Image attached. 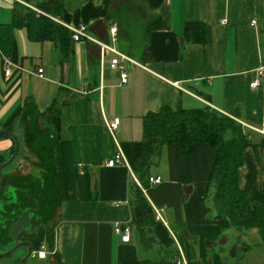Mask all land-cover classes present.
Wrapping results in <instances>:
<instances>
[{
  "label": "crops",
  "instance_id": "1",
  "mask_svg": "<svg viewBox=\"0 0 264 264\" xmlns=\"http://www.w3.org/2000/svg\"><path fill=\"white\" fill-rule=\"evenodd\" d=\"M42 1L47 0H0V24L12 22L16 3L37 8ZM62 1L61 14L48 16L68 28L86 24L91 38L125 52L110 40L111 26L117 27V38L121 31L113 17L99 14L100 0ZM149 1L155 11L166 14L168 27L151 33L149 54L135 58L125 52L146 66L128 65L126 82L121 70L110 66L112 53L103 57L94 39L74 41L73 58L66 60L53 40L32 37L24 24L14 28L10 51L0 49V124L11 121V132L27 152L23 160L36 167L41 159L42 167L47 153L55 168L58 217L53 226L40 225L34 237V251L41 244L48 246L49 264L54 254L61 264H137L148 259L135 228L128 242L115 230L131 219L130 187L137 177L132 168L147 112L163 104L208 105L246 123L241 125L253 143L264 138V76L257 87L251 86L257 77L254 69L264 65V0ZM188 22L205 23V42L184 37ZM61 86L75 96L62 107L61 129L56 132L40 114ZM115 117L120 121L112 132L106 121ZM0 145L6 159L14 140ZM119 150L124 161L108 165ZM216 155L211 144L197 145L184 156L166 144L148 170L151 177L162 179L145 188L165 221L157 227L158 239L170 245L173 233L186 264L225 262L224 254H235L239 242H229L232 248L226 245L230 228L221 231L215 218L209 178ZM20 164V169L0 171V185L27 186L33 170ZM36 180H30L31 188L39 184ZM239 184L251 198L264 202V146L259 155L252 146L245 149ZM26 197L23 206H29Z\"/></svg>",
  "mask_w": 264,
  "mask_h": 264
},
{
  "label": "trees",
  "instance_id": "2",
  "mask_svg": "<svg viewBox=\"0 0 264 264\" xmlns=\"http://www.w3.org/2000/svg\"><path fill=\"white\" fill-rule=\"evenodd\" d=\"M135 2L145 7L147 11L141 32L142 39L147 42L143 52L149 54L150 35L154 30L168 27L167 17L164 12L155 11L149 0H135ZM111 3L112 0H100L98 3L99 14L108 20H112ZM37 8L46 14L38 13L27 5L16 3L12 22L0 24V49L9 52L14 28L27 24L32 37L35 36L40 41L53 40L64 59H72L74 52L72 32L68 27L48 16V14L52 16L61 14L63 1H42ZM125 12L129 14V10ZM184 37L189 42H205V23L188 22ZM74 96L73 92L61 86L52 103L40 114L49 121L56 132L61 129L62 107L72 101ZM2 126L12 131L11 121ZM166 144L176 146L181 156L192 152L197 145H214L217 155L210 174L209 187L215 218L219 222L220 230L234 227L242 233L244 230L256 228L264 240V202L251 198L248 190L243 189L239 184V168L243 164L245 149L252 146L255 153L259 155L260 148L264 146V138L258 143H253L240 123L208 105L198 108L182 106L173 108L169 104H163L157 111H149L143 116V139L132 169L144 189L149 187V167ZM4 160L5 158L0 155V161ZM56 186L58 188V185ZM130 189L131 219L125 224L136 229L145 247L155 242L160 248L158 260L144 258L138 260L137 264H177L179 249L172 234L169 232L172 238L170 245H163L162 241L160 242L157 227L160 224L163 225V222L156 219V212L145 191L134 180ZM34 197L40 201V210L38 209L37 215H41L36 220L38 228L49 216V211L42 208V202L53 207L56 198L51 195L47 199L42 196ZM19 206L24 209L30 204L29 206L16 204L10 208H14L17 213L20 212ZM54 259L61 264L57 254H54ZM219 264L225 263L221 261Z\"/></svg>",
  "mask_w": 264,
  "mask_h": 264
},
{
  "label": "rangeland",
  "instance_id": "3",
  "mask_svg": "<svg viewBox=\"0 0 264 264\" xmlns=\"http://www.w3.org/2000/svg\"><path fill=\"white\" fill-rule=\"evenodd\" d=\"M110 10H111V16L114 18L115 22L117 23L121 31V36L118 37L116 44H118V47L120 49H123L125 52L130 53L133 57L141 58L144 53L143 51H144L145 45L147 43L145 39H142L143 35L141 32L143 19L147 12L145 10V7H143L142 5H138L135 2V0H112ZM126 10L127 11L129 10V14L125 12ZM5 139H10L11 142L13 140V138L8 135H0V144ZM20 147H21V150L19 154L16 156L15 160L10 165L2 169V171H4L5 169H8L9 171H12V170L14 171L17 168L20 169V165H21L20 163H22L24 165H27V167L30 168V170L31 169L33 170L32 173L29 174L28 179L32 181H37L36 179L38 177L39 184H37L38 187H36L37 185H35L36 184L35 183L32 188H31V185L29 186V184L31 183L30 180L27 186L23 185L21 187V185H18L20 188L18 186L17 187L8 186L7 188V186L1 184L5 187V188H2L5 192L4 194L0 192L1 193L0 194V214L4 212L5 215H7V219H10L7 214L8 208L12 206L14 207V205H16V203H14L13 205L10 204L8 205V208L5 207V205H3L5 202V199L9 195L8 192L11 193V195L14 198L18 196V199H19L18 203L20 204L23 202L22 201L23 198L25 200V195H26L27 202H29L30 205H33L34 196H37V197L42 196L47 199L51 195L54 198H56L57 190H58L56 186L55 190L53 191L54 189L53 185H55L53 184L54 183L53 172L55 168H54V165L52 164L53 162H51V160L48 158L47 153H45V157L42 158V162H45L46 165L44 166L42 165V167H40L39 166L41 163V159H40V163H38V166L34 167L33 164L35 163L32 164L31 162L28 163L25 160H23L22 158L23 154L24 152L25 154L27 152L24 150V146L22 147V144L20 145ZM0 150H3L1 149V145H0ZM5 157H7V155ZM30 161H32V159ZM28 168H26L25 170L26 172L28 171L27 170ZM44 170L47 171V172L45 171V173H47L46 175L41 174L42 171ZM48 177H49V180L47 179ZM0 191H1V187H0ZM57 202L53 203V207H51L50 205L48 206L46 202H42L41 204L42 208L47 209V211H49V216H48L49 218L43 221L44 226L46 225L53 226L54 223L56 222L57 217H58V212L56 210L58 209V206H59ZM16 215L17 213L14 215V217ZM37 216L40 217L39 215H36L35 217H33V221L36 220ZM41 217L43 218V216ZM5 223L6 224L3 227L4 228L3 235L8 240L9 237H8V234L7 235L5 234V230H6V226L11 223V220L10 221L7 220ZM230 229L233 232H231ZM230 229L226 231V235L228 236V240H229L228 242H226V245H230L229 242H234V241L235 242L239 241V242L238 244H236L237 247L235 248V254H232V255H230L229 253L224 254L225 255V257L223 258V260L225 261L224 263L225 264H251V263L252 264H264V240L262 239L260 233L258 232V229L251 228L249 230H244L242 233H239L237 229L234 227H231ZM243 239L245 240V242L243 241ZM230 246H231L230 248H232V245ZM39 248L40 246L37 249H35V251H37ZM21 249L23 248L18 249L10 256L4 257V261H6L7 264H12L13 260H15L16 257H20L22 254H24L25 252L23 251L24 249L23 250ZM145 251L148 252V254H146L148 259L158 260L160 258V248H159L158 243L153 242L151 245L146 246ZM24 264H49V263L46 258H40L36 252L35 255H32L31 257H29L25 261ZM50 264H58V263L56 260L51 259Z\"/></svg>",
  "mask_w": 264,
  "mask_h": 264
},
{
  "label": "built area",
  "instance_id": "4",
  "mask_svg": "<svg viewBox=\"0 0 264 264\" xmlns=\"http://www.w3.org/2000/svg\"><path fill=\"white\" fill-rule=\"evenodd\" d=\"M32 9L36 10L38 13H45V12H42L40 9H38L36 7H32ZM253 22H255V21L253 20ZM69 29L72 32V37H73L74 41H78V40H81V39H84V38L94 39V38H91L87 34L88 27H87L86 24H80L77 27H69ZM109 33H110L111 42H115L116 43L117 40H118V38H117V27L116 26H111L109 28ZM94 40H96V39H94ZM96 41L101 47V51H102L103 57H104V54L107 53V52L112 53V56H111V58L109 60L110 66L113 67V68H118V69L121 70V78H122L123 82L127 81L126 67L128 65L140 66V67L146 68L145 65H143L142 63H140L137 60H135L133 57H131V55H129V54L123 52V51H120L119 49H117L116 46L110 44V42H104V41H99V40H96ZM254 72L257 75V77H255L253 79V81L251 82V86L252 87H257L260 84L259 77L264 76V65L255 68ZM9 73H10V69L7 68V74H9ZM38 74L40 76H43V68H39L38 69ZM175 84L178 85L177 82ZM222 113L229 115L226 112H222ZM119 121H120V118L119 117H115L111 121L110 120L106 121V125L113 132L118 127ZM241 124L242 125H246V123H244L242 121H241ZM123 161H124L123 153H122V151L119 150L114 155L113 158L109 159L108 165L112 166V165L121 163ZM134 180L138 184V186H140L144 191H146L144 189L141 181L137 177H134ZM161 180L162 179H161L160 176H157V177H151L150 176L149 177V184H157V183H160ZM154 210L156 212V219L159 220V221L165 222L164 219H163L162 213H161V209L154 206ZM115 230H116L117 233L121 234L122 240L124 242L130 241V238H131V226L129 224H117L116 227H115ZM171 234H172V236H173V238H174V240H175V242L177 244V247L179 249V256L177 258V264H186L184 256H183V254L181 252V249L179 247L178 240H177L176 236L173 233H171ZM36 252H37V254H38V256L40 258H46L47 253L49 252L48 251V246L45 245V244H41L40 248L37 251L33 252V255Z\"/></svg>",
  "mask_w": 264,
  "mask_h": 264
},
{
  "label": "water",
  "instance_id": "5",
  "mask_svg": "<svg viewBox=\"0 0 264 264\" xmlns=\"http://www.w3.org/2000/svg\"><path fill=\"white\" fill-rule=\"evenodd\" d=\"M0 135H8L12 137L14 140V145L7 152L6 159L2 162L0 161V170L2 171V169L10 165L15 160L16 156L19 154L21 150V147H20V141H19L17 134L6 130L1 124H0ZM39 202H40L39 199L35 201L36 203L35 209L39 208ZM32 210H33L32 207H26L22 209V212L19 214L17 219L8 226L7 233L13 239L14 245L8 248L6 251L0 252V257L10 256L18 249L25 248L27 249V252L23 257H21L18 263V264H24L25 261L33 255V248H32L31 242L20 239V235L22 231L31 226V222H32L31 217L33 215V213H31Z\"/></svg>",
  "mask_w": 264,
  "mask_h": 264
},
{
  "label": "flooded vegetation",
  "instance_id": "6",
  "mask_svg": "<svg viewBox=\"0 0 264 264\" xmlns=\"http://www.w3.org/2000/svg\"><path fill=\"white\" fill-rule=\"evenodd\" d=\"M2 194H4V190L1 188V191H0ZM8 192V191H7ZM0 193V194H1ZM8 196H7V198L5 199V202H4V204L3 205H5V207H7L8 208V205H13L14 203H16L17 205L18 204H20V203H18V196H17V194H16V198H14L12 195H11V193H9L8 192ZM11 195V196H10ZM36 200H38V198H35L34 197V199H33V204L35 203V201ZM36 204V203H35ZM29 207H32L33 208V210H32V212L31 213H33V215H32V217H31V219H32V222H31V226L29 227V228H26L25 230H23L22 231V233H21V235H20V239L21 240H25V241H30L31 242V245H32V248H33V252H34V237H35V234H36V230H37V227H36V220H37V218H38V216H37V218H36V220L35 221H33V217H35L37 214H38V209L40 210V207L38 208V209H35L36 208V205H30ZM17 207L15 206V209H16ZM15 209L14 208H8V216H9V218L10 219H7V215H5V213L4 212H2L1 214H0V252H4V251H6L8 248H10V247H12L13 245H14V243H13V239L11 238V236L7 233L8 232V226L11 224V223H13L16 219H17V217L19 216V214L22 212V209L23 208H20V206H19V211L20 212H17V215L14 217V215L16 214L15 212ZM40 216V215H39ZM7 220H11V223L9 224V225H7L6 226V230H5V234L7 235L8 234V237H9V239L7 240L5 237H4V235H3V230H4V225L6 224L5 222L7 221ZM33 222H34V224H33ZM24 249V250H23ZM23 249H21V250H23V251H25L24 252V254H22L19 258L18 257H16V259L15 260H13V262H12V264H18L19 263V261H20V259H21V257H23L25 254H26V252H27V249H25V248H23ZM0 264H7V262L6 261H4V257H0Z\"/></svg>",
  "mask_w": 264,
  "mask_h": 264
}]
</instances>
